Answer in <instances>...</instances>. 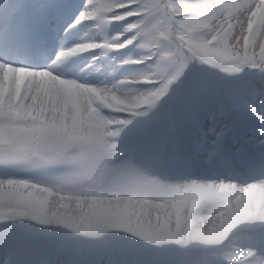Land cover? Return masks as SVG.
I'll use <instances>...</instances> for the list:
<instances>
[{"label": "clouds", "instance_id": "obj_1", "mask_svg": "<svg viewBox=\"0 0 264 264\" xmlns=\"http://www.w3.org/2000/svg\"><path fill=\"white\" fill-rule=\"evenodd\" d=\"M132 2L141 3L142 0ZM158 4L155 12L129 21V25H135L134 35L117 46L126 49L131 45L134 50H139V64L126 73L117 75L122 65H131L127 63L131 56L122 60L111 57L108 62L111 67L106 75L94 64L77 70L75 65L85 59L83 54L63 57V63L57 69L58 73L85 81L86 89L95 88V91L86 90L84 93L91 101L85 107L88 112L85 133L97 138L99 146L93 147L87 163L71 155L63 161V179L60 181L59 190H67L78 197H94L97 202L109 204L127 201L133 197L141 200L164 198L191 203L225 187L242 188L252 182L264 183V177H252L246 171L223 174L218 166L207 158L194 161L196 166H203V176L180 181L161 177L153 171L151 157L142 148L139 137V125L142 122L135 120L130 126V122L126 123L129 119L125 115L126 112L134 111L145 98L162 92H166V95L161 98L160 106L181 90H188L194 96L207 95L209 75L226 80L251 69L250 65L253 63L258 62L264 66V48L261 49L258 61L248 55L255 35L252 19L257 4L264 9V0H238L233 10L227 12L212 3L193 5L196 9L211 10L194 12L191 16L180 14L184 5L171 3L170 0H159ZM116 6L123 5H116L113 0V10ZM11 7L10 0H0V15L7 14ZM87 18L94 19L92 16ZM95 26L100 29L101 35L110 28L121 29L120 34H124L127 28L125 24L107 20L103 23L97 20ZM260 27L264 36V23ZM118 35L112 36L111 39L105 36L104 41L111 43ZM78 47L85 52L90 51L88 45ZM256 47H260L259 42ZM202 49H223L226 55L216 59L205 55ZM113 52L119 51L113 50L105 55L101 46L98 55L107 57ZM54 59L55 54L49 53L40 66H25L13 70L14 73H30L33 78L41 74H51L48 67ZM261 70H264V67ZM89 77H95L96 83H91ZM97 94L102 98L99 102L96 100ZM211 112H216V109L213 108ZM223 118L226 127L231 129L235 136L251 139L253 127L239 125L237 116L231 113H225ZM51 120L53 123L49 124L47 120L41 122L30 118L17 130L18 134L23 138L36 137L45 143L66 138L67 133H56L55 112L51 114ZM104 145L109 146L106 154L103 152ZM252 148L258 151L259 155H264V134ZM86 165L100 169V175L95 180L83 176ZM136 176L148 178V186L131 190L113 187ZM7 182L22 183L14 180ZM50 187L55 190V186ZM222 206V201L206 198L202 211H219ZM63 209L64 205L55 197L51 203L47 200L37 202L28 199L0 203V264H163L158 257L168 252L185 257L183 264H200L196 253L203 241L198 240L192 247L185 248L177 240L170 239L166 245L158 247L155 242L157 230L151 225L146 226L143 233L130 226L119 233L110 234L111 243H76L84 250L100 249V253L95 256L88 255L86 251L72 253L67 250L69 238L84 240L92 234L93 229L91 222L70 216ZM121 241H132L136 248L151 255L129 253L119 246ZM227 242H232L231 237L227 238ZM245 248L247 245L241 243L240 248L233 251Z\"/></svg>", "mask_w": 264, "mask_h": 264}, {"label": "rangeland", "instance_id": "obj_2", "mask_svg": "<svg viewBox=\"0 0 264 264\" xmlns=\"http://www.w3.org/2000/svg\"><path fill=\"white\" fill-rule=\"evenodd\" d=\"M237 2L238 0H212V4H215L220 10L225 12L233 10V6ZM10 3L12 7L8 11L9 13L7 18H5V22L2 26H0V33L8 31L10 27L15 26L18 31L13 33L11 41L16 38L21 40L24 36L27 41L28 38L26 37V34H28L30 30L36 29L39 20L44 15L43 11L40 13L35 12V4L26 0H10ZM17 9H19V12L15 17H13L12 13ZM262 23H264V9L257 4L255 14L252 19V24L255 27V35L252 41V46L249 50H251L254 45L256 46L257 42H259L260 47H256V49L260 51V54L261 49L264 48V36H262L260 27ZM85 25H88L89 27L76 28V37L78 38L71 40L69 44L74 45L79 42L92 41L101 42L105 37L106 33L101 35L100 29L95 26V23ZM60 50H62V47H59V51ZM124 50L125 49L119 52L110 53L107 57L99 56V51L86 53L83 54V56L87 57L89 65L97 62V65L100 67V72L106 75L111 67L108 63L111 57H119L117 60H122L120 59V55ZM248 55L251 56L250 52H248ZM132 67L134 66H127L121 75L126 73ZM76 69L78 70L79 68ZM262 74V72H258V78L261 80L258 82L251 79L252 77L256 78L254 76H251L250 79L249 77L243 79V86L246 92L244 95H247L253 87L259 89L262 85H264V76H261ZM97 75H99V73ZM212 76L214 79L209 76L207 78L208 96L212 94L213 90L218 92L221 90L222 80L218 79L214 75ZM26 77H28V79H26ZM229 79L233 78L230 77L228 80ZM89 81L91 83H96L95 77H91ZM2 82H7L6 84L9 87L10 93L5 99H1L3 92L0 94L1 113L4 112L5 115V122H0V143L3 142L4 139H8V131L10 136L14 134V132L9 130V126L14 125L15 119L19 123H23V125L24 122L30 118L41 122L47 120L49 124H52L51 114L53 112L57 114V120L54 122L56 125V132H65L67 133V136L66 138L52 143H45L39 140L37 143L38 146L32 144L31 150H36V154L31 150H26V147H28L31 143V140L26 138L25 140H27V143L24 142L22 147L18 148L17 152L11 154L16 157L25 158H18L15 161H10L8 159L3 160L0 157V163L9 165L21 163L25 159L34 160L36 162V166H33L32 172L37 179L36 182L29 184L25 183L24 180H16L9 177L6 171H3L4 174L0 171V181H3L0 183V203H8L17 199H28L37 202L47 200L51 203L52 198L56 197V199L65 206V211L70 216H75L85 222H91L92 229H108L109 232L113 231V233L125 229L127 226L133 227L138 224H141L143 229L146 226L151 225L156 228L158 233H162L164 230L162 224H165L168 231L172 230V237L170 239L180 240L182 247L190 248L196 241H203V245L198 251H200L202 256L209 255L211 262L218 261L220 254L219 252L214 253L213 250L209 248L211 246H217L216 243H214L215 241L223 238L227 239L229 237V228L232 225H236L240 229H244L248 225L255 226L256 224L264 221V183L260 182H252L242 188L237 186L225 187L217 190L215 193H209L207 194V197H202L201 199L191 203H184L179 200H167L164 198L141 200L133 197L130 200L125 201L127 206L122 207L117 216L113 215L110 218L106 217L104 219L100 215L104 214L106 206L109 203H100L97 202L94 197H78L71 194V192L67 190H59L60 181L63 179V173L61 171L64 167L63 161L71 155L81 162L87 163L91 156L93 147L99 146V140L97 138L90 137L85 133V129L88 126V112L85 111V107L90 104L91 101L88 97L80 95L65 96L64 98H61L57 94L55 88V85L59 82L56 81V78L51 74H41L35 78H31L30 73L17 71L15 73L10 72L8 77L4 71H1L0 84ZM23 87H26L29 90L23 97V100L19 101L16 96L20 93ZM184 95L188 98V103L191 106L201 105L202 98L207 96H194L191 92L188 93V90H184ZM184 95H182L180 106L185 99ZM220 96L224 100L225 95L222 92L220 93ZM101 99L102 98L99 94H97V102ZM259 100L260 98L257 97V104H259ZM5 104H8L6 108L3 107ZM15 107L18 115L12 118L10 111ZM239 121L241 126L246 127V124H248L250 128L253 127L251 134L254 130L257 133H259L262 129L264 130V128L255 127V121L250 115L244 116V119ZM221 122L223 124L226 123L224 118ZM23 125L20 126V128H22ZM73 137H75L76 141L77 139H80L79 144L68 143ZM216 137L217 134H215L214 137V139L217 140ZM223 138L224 134H222V140ZM151 140L152 137L149 135L145 138L143 145H146V143L151 144ZM222 140L220 142H222ZM172 142L176 145L178 138L174 137ZM248 143L249 145L252 144L251 141ZM74 149L75 151H73ZM7 150L10 151L12 149ZM71 151H73V153H71ZM0 152L4 151L0 150ZM171 153H173V150H171ZM86 156L88 157L87 159L85 158ZM169 158H172V155H169ZM5 178H7V180ZM8 180H21V182H24L8 183ZM50 186H55V190ZM206 198L222 201L223 206L219 209V211H199L196 213L195 211L197 210H195V207L203 205ZM115 209L116 208L113 209L114 213ZM98 213L99 215L96 217L89 216L90 214ZM164 237L165 234H157V239H162ZM262 238H264V236ZM252 241L251 239L249 240L247 247H250ZM167 243L168 242L159 243L158 247H162ZM249 250L248 248L244 249L247 253ZM150 255L151 253L145 252L142 253L141 256ZM164 257L170 258L172 261L173 259L179 258V255L174 252H168L162 254L158 257V259L163 261ZM198 259L201 264L202 257L201 259ZM251 259L254 258H247V261H250ZM250 264L257 263L252 262Z\"/></svg>", "mask_w": 264, "mask_h": 264}, {"label": "snow or ice", "instance_id": "obj_3", "mask_svg": "<svg viewBox=\"0 0 264 264\" xmlns=\"http://www.w3.org/2000/svg\"><path fill=\"white\" fill-rule=\"evenodd\" d=\"M116 6L113 10V0H78V3L68 0L67 3L62 5V14L70 13V23H68L66 32H71L77 27H82L85 24L96 23L97 20L103 23L105 20L111 23L125 24L127 26L126 32L124 34H119L116 37V40L109 43L107 41L103 42H79L66 49L60 50L55 54V59L52 61L51 65L48 67V71L52 76L56 78L57 83L55 85L57 94L64 98L65 96H75L80 95L84 96L86 90L95 91V88L86 89V82L74 79L72 77L60 74L57 72L58 67L63 63V57L66 55L71 57L76 54H86L96 51H101V46L104 49V54L107 55L110 51L118 50L121 51L125 48H118V44L124 43L125 40H129L134 35L135 25H129V21L133 18L138 19L148 14L155 12L158 7V0H142L141 3H133L132 0H115ZM192 7L191 5H186ZM19 12V9L14 10L12 16L15 17ZM127 13H136L137 16H126ZM185 16L193 15V12L184 13ZM92 16L94 19H88L87 17ZM74 17V19H73ZM3 25V15H0V26ZM78 45H88L90 47L89 52H85ZM131 46V45H129ZM71 51H68V50ZM135 62V64L133 63ZM128 64L138 65V58H130L127 61ZM0 71L3 69H16L20 67H25L22 65L13 64L4 60H0ZM36 67V66H35ZM256 69V68H251ZM260 72L264 73V70L258 69ZM257 97L260 98L259 104L256 103ZM178 103V101H177ZM217 111V110H216ZM219 115L223 117L225 113H231L233 115H239L241 113H246L250 115L255 121V127L264 128V85L259 89L253 87L247 95H240L239 93H229L224 97V101L220 104L218 108ZM211 113L200 114L192 112L190 109L177 107L176 119L181 123L188 122L191 126V130L196 134H205L206 130H209L210 120L214 119L211 116ZM168 119V114H165L163 117L156 116L153 120L149 121L147 124L142 126L143 129H152L159 126L160 119ZM131 123H135V119L128 117ZM109 149V146H103V152L106 154ZM0 157H4L10 161H15L18 157L11 155L7 152H0ZM88 158L87 156L85 157ZM245 167L247 174L252 177H264V155H250L246 158ZM100 175V169L98 167L85 166L83 176L89 179L95 180ZM149 184L148 178L146 177H131L127 182L118 183L113 185L117 189H135L137 187H147ZM261 227H264V224H261ZM156 243H166L168 240L165 239H156ZM178 243H181L180 240H177ZM247 255L253 257L257 264H264V260H261V257H264V238H254L252 244L250 245V250Z\"/></svg>", "mask_w": 264, "mask_h": 264}, {"label": "bare ground", "instance_id": "obj_4", "mask_svg": "<svg viewBox=\"0 0 264 264\" xmlns=\"http://www.w3.org/2000/svg\"><path fill=\"white\" fill-rule=\"evenodd\" d=\"M89 66V65H88ZM0 87H2V83L0 84ZM56 198V197H55ZM57 200V199H56ZM58 201V200H57ZM127 206V204H126V202L125 201H123V202H114V203H112V204H108L107 206H106V209H105V211H104V214L103 215H100V216H102L104 219L106 218V217H112L113 215H115V216H117L118 214H119V212L121 211V209H122V207H126ZM114 208H116L115 209V213H114ZM127 209H128V207H127ZM64 211H65V206H64V209H63ZM99 215V213L98 214H90L89 216H91V217H96V216H98Z\"/></svg>", "mask_w": 264, "mask_h": 264}, {"label": "trees", "instance_id": "obj_5", "mask_svg": "<svg viewBox=\"0 0 264 264\" xmlns=\"http://www.w3.org/2000/svg\"><path fill=\"white\" fill-rule=\"evenodd\" d=\"M172 1L183 2V1H185V0H170V2H172ZM158 3H159V0H158ZM177 5H184V6H185L184 9H183V12L180 13L181 15H184V13L188 12V6H186V3H185V4H184V3H181V4H177ZM133 19H135V18H133ZM202 51H203L204 54L207 55V56H211V57L216 58V59H221V58H223V56H222V49H220V50H217V49H215V50H214V49H210V50H208V49H202ZM160 95H164V92L160 93ZM187 107H188V106H184L183 108H187ZM187 109H188V108H187ZM190 110H191L192 112L199 113L198 110H196V109H191V108H190ZM5 211L7 212L8 210L5 209ZM100 251H101V250H100Z\"/></svg>", "mask_w": 264, "mask_h": 264}]
</instances>
